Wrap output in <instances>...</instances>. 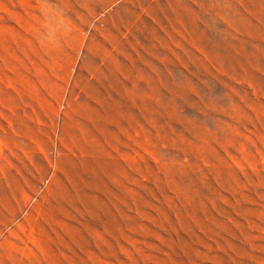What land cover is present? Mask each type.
Segmentation results:
<instances>
[{"label": "rangeland", "instance_id": "obj_1", "mask_svg": "<svg viewBox=\"0 0 264 264\" xmlns=\"http://www.w3.org/2000/svg\"><path fill=\"white\" fill-rule=\"evenodd\" d=\"M0 264H264V0H0Z\"/></svg>", "mask_w": 264, "mask_h": 264}]
</instances>
